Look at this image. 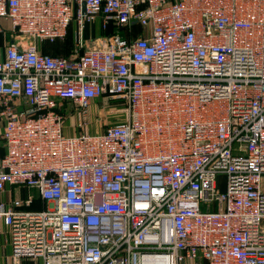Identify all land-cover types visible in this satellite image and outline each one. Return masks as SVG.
<instances>
[{
	"label": "built area",
	"instance_id": "obj_1",
	"mask_svg": "<svg viewBox=\"0 0 264 264\" xmlns=\"http://www.w3.org/2000/svg\"><path fill=\"white\" fill-rule=\"evenodd\" d=\"M3 22L7 264H264V0H0ZM73 24L71 56L42 52Z\"/></svg>",
	"mask_w": 264,
	"mask_h": 264
},
{
	"label": "crops",
	"instance_id": "obj_2",
	"mask_svg": "<svg viewBox=\"0 0 264 264\" xmlns=\"http://www.w3.org/2000/svg\"><path fill=\"white\" fill-rule=\"evenodd\" d=\"M2 29L4 30L2 32ZM11 25L8 22H3L2 26H0V57H4V52L7 44V36H11ZM73 39L75 41V28H73ZM88 34H91L90 31H88ZM11 39V37H10ZM45 50L48 51L47 53L50 55H66L65 51L63 50V44L56 43L53 45H46ZM41 205L40 203H38ZM10 249L7 246V243L5 242V238L0 236V264H7V257L9 256Z\"/></svg>",
	"mask_w": 264,
	"mask_h": 264
},
{
	"label": "rangeland",
	"instance_id": "obj_3",
	"mask_svg": "<svg viewBox=\"0 0 264 264\" xmlns=\"http://www.w3.org/2000/svg\"><path fill=\"white\" fill-rule=\"evenodd\" d=\"M72 28H75V24L72 25ZM100 36H108L107 34H100ZM91 121L94 122V115L91 116ZM125 118H124V115H112V116H109L108 117V120L110 123H114V122H121L123 121ZM96 120V119H95ZM79 122V118L77 117V119L75 120L74 122V125L72 123H67V134L68 135H74L76 132L74 130V127L76 126V124H78ZM105 127H100L98 125H96L95 123H93V126L89 127L87 129V133L89 134H94V133H101L103 130H104ZM225 182H226V176L225 175H221L219 177V183H220V187L221 190H223L225 188ZM17 192V195L18 197H21V198H25L27 195V191L26 189L24 188H19V190L16 191ZM44 208V205H39L38 203H36L33 207V209H37V210H42Z\"/></svg>",
	"mask_w": 264,
	"mask_h": 264
},
{
	"label": "trees",
	"instance_id": "obj_4",
	"mask_svg": "<svg viewBox=\"0 0 264 264\" xmlns=\"http://www.w3.org/2000/svg\"><path fill=\"white\" fill-rule=\"evenodd\" d=\"M72 31H73V28L71 26L70 29H69L68 35H67V37L64 40H58V41H55L53 43H50V42H42L40 44V49L42 50L43 53L48 54L47 53L48 51L45 50V46L46 45H48V44L49 45H53V44H56V43H61V44H63V50L65 51L66 55L62 56V54H61V55H51V56H55V57H58V56L69 57V56H71L74 53L73 50H74V43H75V41L73 39V32ZM141 31H142V29L141 28H138L136 33L138 34ZM113 32L114 31H112V33ZM102 34L110 35L111 34V30L108 31V32H103ZM10 40H11L10 37L7 36V41L8 42H7L6 46L8 45V43L10 42Z\"/></svg>",
	"mask_w": 264,
	"mask_h": 264
}]
</instances>
